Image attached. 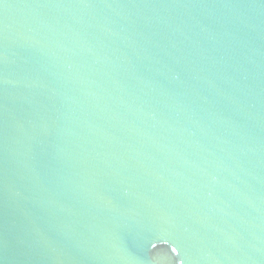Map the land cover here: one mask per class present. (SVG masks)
<instances>
[{"label":"water","instance_id":"water-1","mask_svg":"<svg viewBox=\"0 0 264 264\" xmlns=\"http://www.w3.org/2000/svg\"><path fill=\"white\" fill-rule=\"evenodd\" d=\"M0 264H264V0H0Z\"/></svg>","mask_w":264,"mask_h":264}]
</instances>
